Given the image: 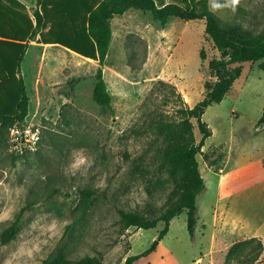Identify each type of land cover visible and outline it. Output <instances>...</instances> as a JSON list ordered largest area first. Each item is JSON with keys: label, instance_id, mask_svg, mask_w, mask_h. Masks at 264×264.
<instances>
[{"label": "rangeland", "instance_id": "rangeland-1", "mask_svg": "<svg viewBox=\"0 0 264 264\" xmlns=\"http://www.w3.org/2000/svg\"><path fill=\"white\" fill-rule=\"evenodd\" d=\"M209 5L231 34L264 32V0H209ZM54 23L49 37L73 43L71 24ZM115 31L103 67L113 110L93 100L99 61L80 54H60L53 64L44 54L28 57L25 123L37 125L40 139L34 151L18 155L10 148V128L0 133V264H82L87 258L125 264L147 251L134 264H264V71L258 63L242 64L229 93L202 118L211 132L204 148L216 153L219 165L230 170L262 160L254 172L250 167L237 172L233 188L259 185L248 200L222 198L218 204L217 177L207 179L208 190L197 197L205 227L199 223L192 237L185 211L159 240L163 223L150 230L127 228L119 211L159 217L178 196L162 168L167 143L160 128L179 123L182 109L204 99L217 81L210 62L223 56L206 35L204 20L171 18L163 27L150 14L131 11L115 23ZM75 78L80 81L72 84ZM192 123L199 142L198 124ZM197 159L207 162L208 154ZM83 190L93 191L92 199ZM216 208L225 209L232 225L241 223L246 237L256 238L216 241ZM17 219V235L3 245L4 232ZM60 256L65 261L57 263Z\"/></svg>", "mask_w": 264, "mask_h": 264}, {"label": "trees", "instance_id": "trees-1", "mask_svg": "<svg viewBox=\"0 0 264 264\" xmlns=\"http://www.w3.org/2000/svg\"><path fill=\"white\" fill-rule=\"evenodd\" d=\"M187 1L188 5L185 6L176 2L163 6L158 5L155 0H38V9L34 11L33 19L27 8L18 1L15 13L8 8H2L0 12L3 18L12 16L17 20L16 25L9 28L5 34V37L12 41L0 42V50L7 53L1 57L4 72L0 74V133L6 128H11L16 122L23 123L29 114L30 99L26 83L22 77L17 76V71H21L28 49V43L24 42L34 39L47 22L52 20L54 25L55 19L61 23L62 28L71 24L74 42L68 43L58 39L57 43L84 57L99 61L93 100L97 105L110 110H113L112 96L104 80L103 67L113 39L111 21L115 16L124 15L134 9L150 14L153 20L163 27L171 18L206 22V35L223 56L220 60L211 61L209 65L210 70L216 74L217 81L195 107L180 111L184 116L182 121L163 123L160 128V133L165 136L167 143L162 157V168L169 172L177 185L178 196L159 217L148 218L136 212L119 211L127 228L150 230L163 223L164 228L159 234V240L168 234L172 220L185 211L189 233L194 237L199 221L197 197L206 191L197 159L198 155L202 154L206 140L211 137V132L202 121L206 110L221 103L229 93L241 75L242 64L258 63L259 68L264 71V32L256 36L231 34L211 11L209 0ZM49 33H54V29ZM58 33L60 34V31ZM201 58L204 60L203 50ZM79 81L80 79L75 78L72 84ZM192 120H196L202 135L199 142L196 140ZM260 123H264V114ZM81 194L87 199L94 196L91 190H83ZM19 223L20 220L17 219L4 232L1 241L3 245L15 238ZM149 253L150 251H147L142 255L129 257L125 264H134ZM56 261L60 263L65 260L60 256ZM82 264L103 263L98 258H87Z\"/></svg>", "mask_w": 264, "mask_h": 264}, {"label": "crops", "instance_id": "crops-1", "mask_svg": "<svg viewBox=\"0 0 264 264\" xmlns=\"http://www.w3.org/2000/svg\"><path fill=\"white\" fill-rule=\"evenodd\" d=\"M18 1L27 8V11L30 17L33 19V11L31 9L33 7L35 8L34 11L38 9V5L33 4L34 0H0V12L2 8H8L10 11L13 10L15 13L17 10L16 2ZM155 1L158 5H163V6L172 2L171 0H155ZM131 11H140V10L131 9L128 12H126L124 15L115 16L112 19L111 25H112V31H113V39L111 43V48H112V44L116 36L115 23H117L118 20L122 22L124 18ZM145 14H148V13H145ZM16 23H17V20L15 17L10 16L9 18H3L0 16V42L12 41V40L7 39L5 37V34H6V31L9 30V28L14 27ZM53 29L54 27L51 21H49L46 23L44 28L37 33L34 39L24 42V43H28V49L26 52L25 59L21 66V71L20 72L17 71L18 77H22L24 80L26 79V76L28 74V71H27L28 57L31 55V53L32 54H44L43 55L44 61H48L51 63L52 62L59 63L60 58L62 57L60 56V54H78L72 50L67 49L63 45L57 43L59 41L58 39L50 38L49 32L52 31ZM127 29L128 27L126 26V30ZM2 54H7V53H3V51L0 50V74H3L4 72V69L2 67V62H1ZM44 65H48V64L44 63ZM0 121H2L1 114H0ZM261 124L264 125V123H261ZM204 147L202 148L201 157H204L208 154V161L200 164V172L206 184V191L208 190L207 179L212 180V177L214 176V177H217V203L218 204H220L222 198L223 200L224 199L230 200V202H235L240 197H244L246 198V200H248L251 191L254 188H256L259 184L256 183L254 185H251L239 191L233 188L232 185L234 184L235 180L232 177L237 172L246 170L249 167L251 168V172H254L255 169L253 168V166L262 162V160L259 159L260 161L258 160L257 163L256 161L251 160L250 162L245 163L242 166H237V167H234L233 169L227 170L225 164L224 166L219 165V159H218L219 157H217L216 153L210 150L207 151L205 150ZM220 162L222 161L220 160ZM262 167L264 168L263 165ZM247 175L249 174L247 173ZM220 210H222L221 213H220ZM198 217H199V213H198ZM199 223H201L200 217H199L198 225ZM214 224H215V227L218 228V239H216V241H219L220 243L224 244L227 242H234L236 240H241V239L245 240V239L256 238V237L249 238V237H246L243 233H241L242 232L241 223H239L238 226L234 224L232 225V218L228 215V213L225 211L224 208L215 209ZM201 226L205 227V225L202 223H201Z\"/></svg>", "mask_w": 264, "mask_h": 264}, {"label": "built area", "instance_id": "built-area-1", "mask_svg": "<svg viewBox=\"0 0 264 264\" xmlns=\"http://www.w3.org/2000/svg\"><path fill=\"white\" fill-rule=\"evenodd\" d=\"M40 139V130L33 122H16L9 133V144L11 151L24 155L37 148Z\"/></svg>", "mask_w": 264, "mask_h": 264}]
</instances>
